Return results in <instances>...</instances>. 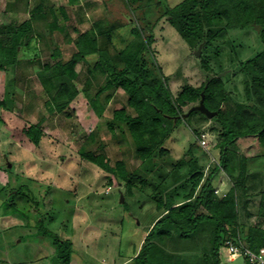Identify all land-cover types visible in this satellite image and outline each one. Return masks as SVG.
Instances as JSON below:
<instances>
[{"label":"rangeland","instance_id":"rangeland-1","mask_svg":"<svg viewBox=\"0 0 264 264\" xmlns=\"http://www.w3.org/2000/svg\"><path fill=\"white\" fill-rule=\"evenodd\" d=\"M36 1L0 0V30L6 32L28 19ZM179 1L112 0L107 23L115 25L113 44L124 47L136 39V30L150 34L153 43L151 50L146 47L143 53L144 62L152 75L166 80L173 96L186 83L198 86L216 75L225 80V88L233 92L234 100L245 102L240 63L264 49L260 26L229 29L223 37L227 43L221 46L218 57L214 48L205 52L201 49L198 54V46L192 48L169 22L170 16L164 15L166 7ZM37 16L32 19L36 36L30 47H23L9 75H13L16 83L12 100L7 99L9 108L0 107V264H58L51 233L72 240L71 264H128L130 260L125 261L133 257L144 232L158 213L155 200L148 196L154 191L153 186L148 182L143 189L134 187L133 195L124 194L125 189L116 178L112 177L109 187L106 184L109 174L82 159L78 152L80 148L96 151L102 144L111 165L117 160H125L129 170L138 165L130 150L129 133L120 127L113 135L106 127L111 110L123 105L122 90L116 91L115 100L109 103L101 118L95 115L81 92L63 112L48 111L37 73L44 63L53 62L50 53L55 44L62 47L67 58L66 52L74 49L73 39L78 32L87 30L90 22L78 23L76 15L63 22L59 15L58 23L65 31L49 32L46 24L51 18ZM68 37L72 40L70 43ZM35 52L36 58L33 57ZM204 59L211 71L204 70ZM76 70L79 74L76 85L80 89L87 76L85 64L79 62ZM7 78L0 71V100L5 96ZM189 107L182 109L186 112ZM206 119L207 116L197 111L185 118L172 119L174 128L163 145L169 149L172 159L184 155L183 167H189V162L208 166L218 161V150L214 148L216 136L208 130ZM37 121H41L44 135L35 146L22 129ZM197 127L205 131L201 138L192 131ZM90 133L94 135L93 140L86 144ZM199 139L204 140L203 146ZM236 145L248 158L249 169L263 173V155L256 141L240 138ZM214 182L218 194L231 186L222 172ZM16 188H20L18 194H15ZM261 188L256 187L255 191ZM27 195L34 196V201H28ZM180 200L181 197L176 202ZM258 202L259 196L254 193L249 205L252 213L247 220L249 224L257 220ZM219 256L221 264H246L243 256L229 255L224 247Z\"/></svg>","mask_w":264,"mask_h":264},{"label":"trees","instance_id":"trees-1","mask_svg":"<svg viewBox=\"0 0 264 264\" xmlns=\"http://www.w3.org/2000/svg\"><path fill=\"white\" fill-rule=\"evenodd\" d=\"M46 10L52 15L46 24L48 31H65L52 8L41 4L34 5L30 17L16 28L0 30V71L8 77L5 96L0 100L3 109L9 108L7 99L12 100L16 87L10 72L23 47H30L36 36L32 19L35 15L44 16ZM164 15L170 16L169 22L192 48L199 44L204 52L214 48L215 57L219 56L221 46L226 45L223 37L229 29L248 25L256 29L259 25L264 45V0H180L166 7ZM113 29L115 25L107 21L93 23L73 39L74 49L66 52L67 58L62 47L55 44L50 53L53 62L44 63L37 78L46 98L44 106L50 112H63L81 92L95 115L101 118L115 100L116 91L122 90L123 105L111 110L106 127L113 135L120 127L129 133L130 150L138 165L131 170L127 169L125 160L111 165L102 144L98 145V151L80 148L78 152L82 159L109 174L106 182L109 187L112 177L116 178L123 185L124 194L131 196L134 187L143 189L148 182L153 186L154 191L148 196L155 200L158 213L128 264H221L220 249L227 240L240 241L252 251L264 247V172L250 170L248 158L236 145L240 138L256 141L262 151L264 170V49L239 64L245 102L234 100L233 92L225 88V80L216 75L198 86L186 83L173 96L166 80L152 75L144 62L143 53L146 47L151 50L153 36L136 30V39L120 48L113 44ZM70 41L68 37L67 42ZM37 55L35 52L33 57ZM91 56L94 59L88 60ZM79 61L87 65V76L80 89L76 85ZM202 66L206 71L212 70L206 59ZM157 68L160 72V67ZM201 93L204 105L215 112L204 122H209L207 128L216 136L214 148L218 150V161L208 166L189 162V167H183L184 155L172 159L163 142L174 128L172 119L182 117L184 106L198 103ZM192 131L198 138L205 132L200 127ZM22 133L33 145H39L44 135L41 121L29 123ZM93 137L90 133L86 144ZM165 167L169 169L166 171ZM221 172L231 186L218 194L214 180ZM259 186L262 188L255 191ZM19 189L16 188L15 194ZM254 193L259 196L257 220L249 224L247 220L252 216L249 205ZM179 197L181 200L176 202ZM34 198L31 195L27 199L34 201ZM51 236L58 264H70L72 242L55 233Z\"/></svg>","mask_w":264,"mask_h":264},{"label":"crops","instance_id":"crops-1","mask_svg":"<svg viewBox=\"0 0 264 264\" xmlns=\"http://www.w3.org/2000/svg\"><path fill=\"white\" fill-rule=\"evenodd\" d=\"M111 2H112V0H37L35 2L36 3L35 5L41 4V5H43L44 8L51 7L53 12H54L55 17L57 18V20H58L59 15H61V18L64 20L63 22L70 20L72 17H75L74 15H76L78 23L89 21L90 26H92V24L96 23L97 21H107L110 19V13L112 12L111 9L113 8V5L111 4ZM58 13H59V15H58ZM37 17H39V18H47L48 17V18L52 19V15L50 14V12L48 10H46V13L44 16H37ZM83 31H81V32H83ZM78 33H80V32H78ZM91 59L93 60L94 58H92V56L88 57V60H91ZM79 62H81V61H79ZM79 62H78V64H79ZM81 63L84 64V62H81ZM85 66L87 67V65H85ZM148 227H150V226H148ZM146 231L144 232L143 238L146 234ZM68 238L69 237H65L62 239H68ZM143 238L140 240V243H139L137 250L139 249ZM134 254H135V252H134ZM130 259L131 258H128L125 262L127 263L128 260H130ZM70 264H71V262H70Z\"/></svg>","mask_w":264,"mask_h":264},{"label":"built area","instance_id":"built-area-1","mask_svg":"<svg viewBox=\"0 0 264 264\" xmlns=\"http://www.w3.org/2000/svg\"><path fill=\"white\" fill-rule=\"evenodd\" d=\"M200 144H204L203 139L200 140ZM223 247L226 249L229 255L239 254L243 256L246 260V264H264V247L258 249L257 251H252L249 248L243 246L240 241L236 243L233 240H227Z\"/></svg>","mask_w":264,"mask_h":264},{"label":"water","instance_id":"water-1","mask_svg":"<svg viewBox=\"0 0 264 264\" xmlns=\"http://www.w3.org/2000/svg\"><path fill=\"white\" fill-rule=\"evenodd\" d=\"M201 50V44H199L198 46V51L197 53L199 54ZM196 110L199 111L201 113H203L205 116H207L208 118H210L211 116L214 115L215 112L210 111L203 103V93L200 94V99L198 101V103L192 105L189 107V109L182 115L183 118H185L191 111ZM11 166V164H9V167ZM122 200V199H121Z\"/></svg>","mask_w":264,"mask_h":264},{"label":"clouds","instance_id":"clouds-1","mask_svg":"<svg viewBox=\"0 0 264 264\" xmlns=\"http://www.w3.org/2000/svg\"><path fill=\"white\" fill-rule=\"evenodd\" d=\"M215 190H217V189H215Z\"/></svg>","mask_w":264,"mask_h":264}]
</instances>
